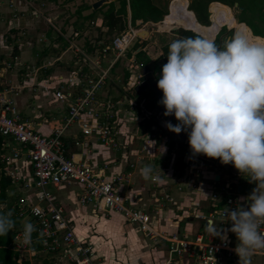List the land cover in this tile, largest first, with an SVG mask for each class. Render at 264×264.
Masks as SVG:
<instances>
[{
  "label": "built area",
  "instance_id": "1",
  "mask_svg": "<svg viewBox=\"0 0 264 264\" xmlns=\"http://www.w3.org/2000/svg\"><path fill=\"white\" fill-rule=\"evenodd\" d=\"M8 3L12 6V0H7ZM10 24L8 29L13 27ZM90 24L97 25L96 21ZM152 24L140 20L136 22L137 27L128 24L125 30L113 35L108 42L96 43L93 53L87 54L81 45L70 40L79 36L78 31L71 29L64 33L49 23L56 35L68 43L66 49L73 54L71 64L62 62L60 55L38 65H23L16 56L13 63L4 64L5 69L22 65L17 68L18 72L31 66L24 78L17 79L15 84L13 76L12 82H0V136L9 138L18 146L16 150H9V157L3 158L4 173L20 191L15 201V214L20 218V227L7 246L24 256L27 264H32L39 253L34 247L35 242L40 244L42 252L53 253L56 263H103L91 243L75 233L65 216L61 201L52 191L59 186L75 188L76 203L87 207L90 216L96 218L101 210L116 211L153 244H165L161 264H238L239 258L234 251L238 241L235 234L228 231L231 221L224 213L227 208L247 207L250 204L248 196L255 184L250 183L237 169L223 177L216 175V180L212 175L205 177L203 173L213 164L187 152L182 159V169L172 170L169 167L163 173L153 170L155 178L149 179L148 183L157 195L152 192V204L135 196H127L123 191L131 181L136 166L134 162H127V170L106 174L109 163L117 160L115 155L125 154L130 148L135 158L141 161L138 176L144 179L141 168L154 158L149 154L150 145L167 146L173 140L165 127L168 119L155 117L158 111L153 116L154 113L137 103L135 97H101L98 90L110 79V71L116 61L123 57L131 41L138 38L136 31L149 28ZM2 38L0 35V45L6 48L3 44L5 39L3 41ZM108 53L111 57L107 59L106 66L100 68V58ZM123 66L129 71L125 88L138 85L142 77V64L132 54L126 58ZM56 69L62 72L55 74ZM39 71L40 74L37 73ZM114 79H118V75ZM21 93L20 97L25 96V100L18 106L16 98ZM36 94L44 101L53 100L58 108L64 109L60 121L46 120V133L35 130L28 120L29 113L25 112L30 109L27 105L29 99ZM41 117L42 113L31 115L32 119ZM145 118L148 123L143 120ZM133 145H138V148H131ZM95 146L108 150L110 157L97 159L94 156ZM19 160L28 162L29 173L19 168ZM166 172L176 175L173 182L176 195L183 197L185 192L206 191L207 201L200 202L204 199L202 197L186 205L181 203L178 199L182 197L174 196L165 186L168 185L166 181L160 182V177H166ZM208 178L205 182L204 179ZM242 183L252 187L248 191L242 190ZM201 208L202 211L199 210ZM162 210L171 212V220L201 221L203 233L160 230L157 223ZM28 221L34 223L37 229L31 245L22 242L23 225ZM219 227L226 232V239L214 236L212 230ZM261 230L264 231V225ZM253 256L264 257V250L257 251Z\"/></svg>",
  "mask_w": 264,
  "mask_h": 264
},
{
  "label": "clouds",
  "instance_id": "2",
  "mask_svg": "<svg viewBox=\"0 0 264 264\" xmlns=\"http://www.w3.org/2000/svg\"><path fill=\"white\" fill-rule=\"evenodd\" d=\"M156 86L163 93L158 101L163 115L177 121H165V127L187 132L192 155L232 164L255 184L247 207L224 213L238 241V264H251V257L264 250V40L253 42L237 33L218 46L199 35L176 38L168 45ZM141 175L154 179L152 165H144ZM12 216L11 210H0V236L15 227ZM36 231L34 223L25 222L23 244L31 245ZM212 231L226 239L220 227Z\"/></svg>",
  "mask_w": 264,
  "mask_h": 264
},
{
  "label": "rangeland",
  "instance_id": "3",
  "mask_svg": "<svg viewBox=\"0 0 264 264\" xmlns=\"http://www.w3.org/2000/svg\"><path fill=\"white\" fill-rule=\"evenodd\" d=\"M80 1L81 0H72V2L69 4H65V3L64 4H61V3L53 4L46 0H12V6H11V3L7 4V0H0V35H2L3 38L5 39L4 41L2 38V40L4 41L3 44L6 45V48L0 45V60H1L0 61V82H7V83L12 82L11 77L13 76V83L15 84L17 79L20 80L21 78H24V74L29 72L31 66H29L28 68L24 67L19 72L16 70L22 65L14 66L9 69H5L4 64L13 63L14 56H16L19 62H22L23 65H30V64L38 65L41 63H46V61H50L51 59L57 57L58 55L61 56L62 62L71 64V59L73 57V54L69 49H66L68 43L63 41L62 38L59 40H55V36H57L55 29L59 28L64 33H67L71 29H73V27L80 26V31L82 32L81 36H78V38L72 37L70 40L73 43L77 45H81V46L85 38L94 39L98 31V29L95 27L96 25L91 26L90 24H88L87 18L85 20H82L81 18H75L76 17L75 11H76V8L80 6ZM158 1H159L158 2L159 8L164 12H168V9L166 8V4L169 0H158ZM187 2H189V0H187ZM169 4H170V1H169ZM179 6H182V4L180 3ZM197 9L200 15H204L203 10L201 8H197ZM174 11L175 10H173V14H174ZM231 11H232L231 14L234 13L233 9ZM177 14H182L181 9L177 10ZM189 16H187V18H181V19H177L174 16L173 18L174 20H172L171 17L170 19L169 17L168 18L164 17L163 18L164 20H161L160 24L170 25V27L184 25L185 28H190L195 31H198L196 28L201 24L194 21L193 14H190ZM94 20L95 21L100 20V18H94ZM185 20L186 22L184 23L183 21ZM49 23L53 24L55 26V29L52 28L49 25ZM97 23H99V21H97ZM9 24L13 26L11 29L7 28ZM128 24H129V18H126V28ZM160 24L152 25V26H149V28H147L149 31H151V38L153 40L158 41V38L156 36H158L160 32H164L166 36L172 33L171 31L168 30L170 27L162 28L161 26H159ZM160 28L164 29V31H159L158 29ZM230 29L232 30V37H233L234 29L232 28ZM117 30H118L117 28L113 29L111 33L108 34L109 36H107V38L108 37L110 38V36L115 35L114 33L118 32ZM201 30H204V29H201ZM227 30L229 29L225 28L224 31H227ZM47 32L49 35H46ZM235 34H237L236 31H235ZM53 42H56L55 46L52 45ZM136 43H139V40H137V38H134L129 44V46L126 48V51L124 52L123 57H122L123 59L122 62L119 64V66L115 68V70H112L110 72L111 74L110 79L106 80L103 86L98 89L101 97H104L107 95L117 96L121 92L122 86L119 83L120 70H121L120 68L123 67V64L126 61V55L131 56L133 54L132 49L134 47V44ZM157 44H159V42H156V44L149 49L150 57H153L155 55V52L158 46ZM13 46H16V51H17L16 53L13 52L14 51ZM42 50H44L43 53L41 52ZM110 57H111V54L108 53L106 57L104 56L100 58V61H99L100 68H104L106 66L108 62L107 59ZM59 72H62V70L60 69L55 70V74H59ZM148 72H149V75L147 73L145 75L142 74L143 80H141L139 84H141L142 82H143L142 84H145L147 82V85H150L149 87L150 89L160 90L157 88L156 86L157 81L154 80L153 75L150 72V70ZM37 73L40 74L41 72L39 71ZM17 74H18L17 76L18 78L16 77ZM115 75H118V79L112 80V78ZM108 82H110V84H108ZM124 88H125V85H124ZM161 92L162 91L160 90V93ZM22 93L18 94L16 98L18 106L20 105V103L22 104L25 100V96L22 98L20 97ZM35 96H38L39 98ZM35 96L29 99L27 103L28 109L29 108L30 109L25 110L26 113L27 112L29 113L28 120L31 121L32 125H34V123L36 122L42 121L43 118H45L46 120L56 119L60 121L59 114L57 116V113H59L58 112L59 108L56 105V103L53 100L44 101L38 94H36ZM142 97H143L142 95L137 96V98L140 100L142 107L143 106L145 107V102L147 99L144 97L142 98ZM19 109H21V107H19ZM56 109H57V112H54V110ZM157 111L158 113L156 114ZM150 112L154 113L153 116L156 114L155 116L156 118L163 119V112H164L163 105L159 104L157 109H153ZM33 113H42V117L40 119L33 120L31 118V115ZM143 120L147 122L146 118ZM175 136H176V133H173L172 136L170 137H175ZM6 139L8 138L6 137ZM176 140L180 141L181 143H183L184 141L181 138L179 139L177 138ZM159 143L160 141H158V144ZM9 144H10V147H12L15 150L18 148V146L13 141L9 140ZM133 147L138 148V145L131 146V148ZM150 147H151V151L149 150L150 151L149 154H152L151 157L158 156L159 154L158 148L164 151L163 147L158 146V145H153V146L150 145ZM8 151L9 150L5 152L6 157H9L11 154ZM229 167L230 168L228 170L229 172H231L234 169V167H232V164ZM165 186L169 188V185H165ZM251 187H252L251 185H246L245 183H242V190H248ZM205 192L206 191H203L204 194H202V197L204 199L201 200L200 202L205 203L207 201V194ZM18 194L19 193H18L17 185L11 184L6 190V201L4 205H6L9 201L13 203L14 201L12 202V198L13 200L14 199L16 200V197ZM199 210L202 211V208ZM64 214L66 215V213ZM104 218L106 220L108 219L107 216L106 217L104 216ZM110 219H113L112 225L116 226V227L114 226V229H113V231L116 230L115 234L114 232H112V228H109L108 226L109 221L101 224L102 226H104L102 230L100 231L101 233L97 231L99 229L97 227L98 226L97 224L100 225V219L95 220V221L94 219H92L94 222H92L91 225L88 224L89 225L88 234L98 233V235L96 236L102 237L101 239H99L98 237V241H97L98 244L96 246V250L93 249L95 254L101 257V259L104 261V263L106 262V264H117V263L118 264H133L134 259L137 264H154L153 263L154 261H152L151 259H153L152 256H154L155 248L152 245H150L151 241H149L143 235L138 236V237L134 236L132 234L133 233L132 231H129L131 232L129 236H127L126 234L123 236L121 233L122 232L125 233L128 230L124 226V224H121V219L119 218V216L113 213V214H110L109 220ZM199 223L200 222L196 219L191 222H186L185 220H181V222L179 223L178 229L180 231H188L193 234L196 232L203 233L201 227H199ZM110 230L112 234L110 233ZM81 236L83 238L85 237V239H87L86 237H88V236H83V235ZM91 246L93 247L92 244ZM124 246H125V251H121ZM162 247H163V244H162ZM129 248H132V249H129ZM100 253L103 255L101 256ZM118 253H121V254H118ZM48 255L52 257L54 256L53 253H50ZM251 263H263L264 264V257L252 256ZM32 264H40V260L34 259L32 261ZM51 264H60V263H56V260H53Z\"/></svg>",
  "mask_w": 264,
  "mask_h": 264
},
{
  "label": "trees",
  "instance_id": "4",
  "mask_svg": "<svg viewBox=\"0 0 264 264\" xmlns=\"http://www.w3.org/2000/svg\"><path fill=\"white\" fill-rule=\"evenodd\" d=\"M46 1L51 3H57L58 1L63 2L68 0ZM180 2L182 6H177L175 8V18L181 19L184 14H192L191 11H193L196 21L201 24H198V27L205 30L204 38L213 39L215 37L214 39L218 46H222L224 40L230 39L232 37V30L229 29L227 31H224L225 28H232L234 29V35L236 31V33L246 36L250 41L253 42L264 40V0H189L187 7L186 0H172L170 2V5L173 3ZM234 3H236V5H234ZM208 4L210 8L209 19L210 22H212L210 23V25H208ZM105 5H107L106 8L102 10ZM84 7L90 9V4L82 5L76 8V18H81L82 20H85L87 18L88 24H90V22L95 21L94 16L97 12L101 14V24L100 26H95L98 29L97 35L94 39L85 38L82 43V48L87 54L93 53V49L96 43L104 44L108 42V40H110L112 36H110V38H107V36H109L108 34H110L113 29L117 28L118 32L114 34H118L126 28V7L129 10V24L133 27H137V20H140L141 22H157L160 21L163 15L167 13L162 11L152 0H118V6L116 8L114 7V4L112 2H108L102 4L96 9H90L89 14H87L85 17H81L80 14ZM197 8H201L203 10L204 15H200ZM179 9H181L182 14H177V10ZM232 9L234 11V13H232L233 15L231 14ZM90 25L92 26L93 24ZM206 25L208 26L205 27ZM72 30L78 31V35L81 36L82 32L80 31V26L73 27ZM171 32L175 34V37L171 39L167 40V37L165 38L164 36L165 33H163V38L159 36L158 42L160 44V54L161 52H163L164 55L160 56L157 59L150 60L145 50L143 49V40L139 41V43L134 44V47L132 49L133 56L136 61L142 64L141 73L143 75H145L146 73L149 75L148 71L150 70L154 80L157 81L160 78L162 65L167 62L168 45L176 38L195 37L198 35L190 30L182 29L180 27ZM46 35H49L48 32L46 33ZM59 39H61L59 35L55 36V40ZM137 40L139 39L137 38ZM13 49V52L16 53V46H13ZM41 52L43 53L44 50H42ZM129 56L130 55H126V58ZM122 60V57L119 58L116 61L112 70H115V68L119 66ZM120 69L121 70L119 83L122 86V90L117 96H107L112 98H120L121 95H126L135 97L138 101L137 96L142 95L144 98L147 99L145 102V107L143 106L147 111L157 109V107L159 106L158 101L161 99L162 96L160 90L150 89V85H147V82L145 84H142V82V85L138 84L133 87L124 88V85H126L128 82L129 71L124 66ZM108 84H110V82H108ZM171 144L172 141L168 143L167 149L170 148ZM9 146V141L5 137L0 136V210L5 212L11 210L13 212L12 219L15 221V227L10 230L6 236H0V264H27V259L24 256L14 252L13 250H11V248L7 246V244L12 239L14 232L18 229V227H20V218H18L15 214L16 200H13L12 198V202L14 201L13 203L9 201L6 205H4L6 201V190L11 185L10 178L4 173L3 161V158L5 157V152L9 149ZM185 149L187 151L182 149L183 152L185 151V154L187 152H191L189 146H186ZM199 156H201V154ZM176 163L177 169H182L183 163L181 161V156L177 158ZM18 193L20 194V191ZM34 247L36 250L39 251L35 259L40 260V264H51V262L53 261V257L48 255L50 253L42 252L40 244L38 242H35Z\"/></svg>",
  "mask_w": 264,
  "mask_h": 264
},
{
  "label": "crops",
  "instance_id": "5",
  "mask_svg": "<svg viewBox=\"0 0 264 264\" xmlns=\"http://www.w3.org/2000/svg\"><path fill=\"white\" fill-rule=\"evenodd\" d=\"M95 0H81L80 1V6L82 5H88V4H91V2H93ZM157 6H158V0H152ZM171 2V0H169ZM169 1L167 2L166 4V8L169 10V7H170V12L163 16L165 17H171L172 20H174V14H173V10H175V8L177 6H179V4L181 3H173V4H169ZM187 1V0H186ZM72 0H68V1H63V2H60L58 1L57 3H61V4H69L71 3ZM108 2H112L114 4V7L116 8L118 6V0H106L105 3H108ZM103 3V4H105ZM187 3V6H188V2ZM211 3V2H210ZM209 3V4H210ZM54 4V3H53ZM209 4L207 5V12H208V18H209ZM102 5V4H101ZM100 5V6H101ZM170 5V6H169ZM107 5H105L103 7L102 10H104L106 8ZM186 6V7H187ZM227 6V5H226ZM159 7V6H158ZM91 9V8H90ZM90 9L84 7L81 11V17H85L87 14L90 13ZM188 9V8H187ZM126 11H127V18H129V10L128 8L126 7ZM191 11V10H190ZM192 14L194 15L193 11H191ZM190 14L186 13L184 14V16H182L181 18H187V16H189ZM75 17V16H74ZM77 17V16H76ZM75 17V18H76ZM190 17V16H189ZM195 17V16H194ZM94 18H100V20H96V26H100L101 24V14L99 12H97L94 16ZM164 17H162L163 19ZM191 18V17H190ZM161 19V20H162ZM192 19V18H191ZM196 19V18H195ZM160 20V21H161ZM164 20V19H163ZM210 20V19H209ZM97 21H99V23H97ZM139 21V20H137ZM136 21V22H137ZM160 21H157V22H151V23H156V24H160L161 22ZM150 22V21H149ZM184 23L186 22L183 21ZM155 24V25H156ZM162 25L164 24H160V26L162 27ZM197 26V25H196ZM157 27V26H156ZM178 27H183L185 28L184 25L182 26H179ZM223 27V26H222ZM221 27V28H222ZM103 29V27H102ZM201 35H203L205 37V31L204 30H201L199 29L198 27L196 28ZM159 31H164V29H158ZM221 30V29H220ZM219 30V31H220ZM163 33L164 32H160L158 36H156L157 38H159V36L161 38H163ZM167 33V32H166ZM165 38L168 40V39H171L173 37H175V34L171 33L169 35H164ZM264 39V38H263ZM142 41V44H143V49L145 50L146 54L148 55V57L150 58V60H152L153 58L157 57L159 54H160V44H157V50L155 52V55L153 57H150L149 56V49L151 47H153L156 42V40H153L151 38V31H148V35H146L143 39H139V41ZM55 46V45H53ZM52 46V47H53ZM32 48V47H30ZM111 72V71H110ZM111 75V74H110ZM161 95H163V93L161 92ZM162 97V96H161ZM37 98H39L37 96ZM138 103H140V100L138 99ZM141 104V103H140ZM142 106V105H141ZM159 109V108H158ZM57 110V109H56ZM55 110V111H56ZM163 110H164V107H163ZM54 111V112H55ZM59 113H57V116L59 114V118L61 119V116L64 114V109L60 108L59 107ZM163 118H167L169 122H171L173 125H175L177 123L176 119L174 116H164L163 115ZM40 119V118H39ZM33 120H37V119H33ZM49 121V120H48ZM53 121V120H51ZM54 121H56L54 119ZM46 122V119L43 118L42 121H39V122H36L34 123V125H32L31 121H30V125L37 131H40V132H48V126L47 124L45 123ZM140 127L138 128V133H140ZM167 132L170 136H172V134L174 132L170 131L167 129ZM173 140L172 141V144L170 145V148L167 149L168 147V144L167 146H162L163 147V150L162 151L160 148H158L159 150V154L158 156L154 157L152 160H149L148 163L150 165H152L153 167V170H157V171H161L163 173V171L169 167L172 168H175L177 169V163H176V160L179 156H181V161L183 159V156L185 154V151L183 152V150H186V146H189L188 144V135H187V132H184L182 131L181 133L177 134L176 133V136L175 137H172ZM183 139V143H181L180 141L176 140V139ZM9 140V138L7 139ZM170 141V142H171ZM134 143V141H133ZM175 143V144H174ZM132 145V144H131ZM10 149L8 150H11L12 147L9 146ZM95 153H94V156L97 158V159H108L110 157V154L108 152V150H102L100 149L98 146H95ZM130 148H128L127 152H125V154H116L115 157H116V161L114 162H110L109 163V166L107 168V171H106V174L108 173H114V172H119V171H123V170H127L128 167H127V162H134V164H136V166L133 168V175L131 177V181L130 183L128 184V187L126 186L125 189L123 188V191L126 193L127 196H135L137 198H140L141 200H145V201H148V203L152 204L153 202V196L151 195L152 192L154 193V195H157L156 191L149 188V183H148V180H145V179H141L138 175V171H139V167H140V163L141 161H138L136 158H135V153L132 151V150H129ZM183 149V150H182ZM187 151V150H186ZM191 151V150H190ZM9 152V151H8ZM199 156V155H197ZM202 160H205L212 165V167L209 168V170H206L204 173H203V176L205 177H208V175H212L213 178L214 176L218 175L220 177H223L224 174L228 173L229 170L228 168H230L229 166L231 164H221L219 159H214V158H209V157H206L204 155L201 154V156H199ZM17 165H19V168L23 171V172H26V173H29L30 169H29V164L28 162H25L24 160H19ZM233 167V166H232ZM227 170H226V169ZM175 178H176V175L174 172H166V177H163L161 176L160 177V182L163 183V181H166L169 185V189L170 191L173 193V195L175 196L176 193H174V186H173V182L175 181ZM205 182H207L209 180L208 179H204ZM149 188V189H148ZM75 188L73 187H69V186H66V187H55L52 189V191L57 195V197L59 198V200L61 201L62 205H63V208H64V211L66 213V217L68 218L70 224L72 225L75 233H77L78 235H83V236H88L86 237L87 239H84L87 240L88 242H91V244L93 245V249L96 250V246H97V241H98V237L99 239H101L102 237L100 236H96L98 235V233L96 234H88V224H92V222H94L95 220H99L100 219V225L97 224L96 226L99 228L97 231L99 233H101L100 231L102 230V228L104 226H102L101 224L102 223H105V222H108L109 221V228H112V232H114V234L116 233V230L113 231L114 229V226L115 225H112V220L113 219H110L109 220V217H110V214H117L119 216V218L121 219V224H124V226L127 228V232L125 233H121L123 236L126 234L127 236H129V234L131 232L129 231H132L133 235L138 237V236H142L140 234V232H138L137 230V227L133 224H129L127 222H125L124 218L120 215V213L116 212V211H113V210H106V211H99V214L98 216L95 218V217H92L88 214V208L87 207H83V206H79L77 203H76V200H75V197H74V191ZM248 191V190H247ZM18 192H19V189H18ZM202 194L203 191H196V192H185V195L182 197V196H178L176 195V197H182V199H178L181 203L183 204H187L188 202H190L191 200H194V199H201L202 198ZM186 198V200H185ZM66 206V207H65ZM152 209V207L150 208ZM104 216L108 217V219L106 220L104 218ZM94 219V221L92 220ZM92 220V221H91ZM181 220H185L186 222H191L189 220H186V219H181V218H177L175 220H171V212L166 210L163 212V210L160 212V216H159V221L157 223V227L160 229V230H164V231H179V232H184V231H180L178 229V226H179V223L181 222ZM193 221V220H192ZM199 221V220H198ZM125 222V223H124ZM199 227L201 226L202 222L199 221ZM101 226V227H100ZM122 226V225H121ZM116 227V226H115ZM120 227V226H119ZM96 231V230H95ZM111 230H110V233L112 234ZM188 232V231H186ZM101 235V234H100ZM118 236V235H117ZM82 237V236H81ZM110 238V237H108ZM113 238V237H112ZM96 244V245H95ZM162 244L163 243H157V244H153V242H151L150 245H152L154 248H155V253H154V256L153 259H151L152 261H154L153 263L154 264H160L161 263V260L164 256V245L163 244V247H162ZM119 246V245H117ZM129 249H132V248H129ZM128 250V249H127ZM121 251H125V246L122 248ZM101 254V253H100ZM118 254H121V253H118ZM103 254H101L102 256ZM102 264H106V262L104 263V261L102 260ZM118 264V263H117ZM133 264H137L135 259L133 261Z\"/></svg>",
  "mask_w": 264,
  "mask_h": 264
},
{
  "label": "water",
  "instance_id": "6",
  "mask_svg": "<svg viewBox=\"0 0 264 264\" xmlns=\"http://www.w3.org/2000/svg\"><path fill=\"white\" fill-rule=\"evenodd\" d=\"M106 2V0H95V1H93V2H91V4H90V8L91 9H96L97 7H99L101 4H103V3H105ZM234 5H236V3H234ZM186 6H187V3H186ZM168 12H169V10H168ZM164 17V16H163ZM208 20H209V18H208ZM194 21L195 22H197L196 21V19H195V17H194ZM158 23V22H157ZM210 20H209V24L208 25H210ZM240 23H243V22H240ZM156 23H153L152 25H155ZM208 25H206L205 27H207ZM203 26V25H202ZM177 28H179V27H177V26H171L168 30L169 31H174L175 29H177ZM182 29H185V28H183V27H181ZM227 29H230V28H227ZM186 30H190V29H186ZM148 29L147 28H143V29H138L137 31H136V36L139 38V39H143L147 34H148ZM190 31H192V32H194V33H196V34H198L199 36H201L199 33H197L196 31H193V30H190ZM201 37H203V36H201ZM140 80H143V77H141L140 78ZM214 179L216 180L217 179V176H214ZM34 220L32 219L31 220V222H33Z\"/></svg>",
  "mask_w": 264,
  "mask_h": 264
},
{
  "label": "bare ground",
  "instance_id": "7",
  "mask_svg": "<svg viewBox=\"0 0 264 264\" xmlns=\"http://www.w3.org/2000/svg\"><path fill=\"white\" fill-rule=\"evenodd\" d=\"M169 6H170V5H169ZM169 12H170V7H169ZM165 16H166V15H165ZM165 16H164V17H165ZM159 26H160V25H159ZM167 27H170V25H162V28H167ZM177 27H178V26H177ZM160 29H161V28H160ZM185 29H190V28H185ZM190 30H193V29H190ZM193 31H195V30H193ZM196 32H197V31H196ZM218 32H219V31H218ZM218 32H217V33H218ZM197 33H199V32H197ZM199 34H200V33H199ZM147 35H148V34H147ZM200 35H201V34H200ZM201 36H203V35H201ZM203 37H204V36H203ZM256 37H259V36H256ZM214 38H215V37H214ZM214 38H213V39H214ZM261 38H262V37H261Z\"/></svg>",
  "mask_w": 264,
  "mask_h": 264
}]
</instances>
